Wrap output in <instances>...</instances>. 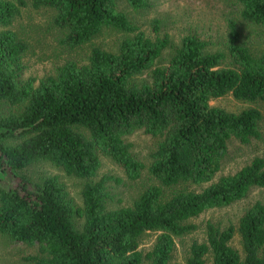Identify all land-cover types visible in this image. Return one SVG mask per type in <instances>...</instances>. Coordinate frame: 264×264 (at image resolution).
<instances>
[{
    "label": "trees",
    "instance_id": "1",
    "mask_svg": "<svg viewBox=\"0 0 264 264\" xmlns=\"http://www.w3.org/2000/svg\"><path fill=\"white\" fill-rule=\"evenodd\" d=\"M232 1L242 20L264 27V0ZM120 2L136 11L148 8L147 0H0V172L6 175L0 184V236L36 246L29 264H169L174 240L196 230L190 219L264 188L263 158L214 181L230 140L246 145L260 139L261 113L209 104L227 94L264 102V51L253 55L230 22L224 52L206 53V43L188 35L166 66L155 67L171 48L169 38L147 37L119 10ZM28 6L52 10L54 25L64 32L61 43L70 48L105 28L127 38L117 52L94 47L86 65L66 63L35 85L22 79L28 46L11 29ZM152 31L159 32L157 20ZM145 73L148 83H132ZM137 131L156 139L148 173L158 185L129 207L108 209L106 184L118 180L94 181L100 157L128 180L138 179L144 167L125 141ZM40 162L85 181L81 206L57 177L32 181L24 175ZM165 189L174 191L165 197ZM147 232L157 236L143 255L139 239ZM235 233L241 253L230 246ZM205 236V242L191 244L185 264H264V205L249 207L237 229L207 223Z\"/></svg>",
    "mask_w": 264,
    "mask_h": 264
},
{
    "label": "rangeland",
    "instance_id": "2",
    "mask_svg": "<svg viewBox=\"0 0 264 264\" xmlns=\"http://www.w3.org/2000/svg\"><path fill=\"white\" fill-rule=\"evenodd\" d=\"M148 8L133 10L124 2L119 3V10L128 20L139 26L147 37L167 36L171 48L166 49L157 60L155 67L167 65L173 51L179 47L181 40L188 35L195 36L206 43V53L224 52L228 25L235 23L240 34V42L253 55L264 51V27L256 26L242 20L239 16L240 7L232 0H147ZM54 13L49 9L34 10L26 7L21 10L11 29L25 42L28 50L23 57V80L33 79L35 85L47 77H54L59 68L66 63L73 62L78 66L86 65L92 48L96 47L106 52L115 53L121 41L127 38L123 33L111 28L103 29L90 42L76 48L62 45L64 32L53 23ZM159 22V32L152 31V22ZM148 74L137 76L132 80L135 85L148 83ZM210 106L223 109L226 112L238 113L248 108L257 109L262 116L259 123L260 139L252 140L249 144H240L236 140L228 142V151L222 162L220 171L214 181L220 177L233 175L248 165L254 158L264 159V102L247 103L235 100L230 94L213 99ZM125 141L131 146L133 157L143 165L140 177L134 181L128 180L122 170L110 159L100 157V168L94 181L103 176L118 180L106 184L110 195L108 209L129 207L135 199L149 186L158 183L149 175L150 153L155 149L156 139L137 131L127 137ZM6 173V172H5ZM24 175L32 181H40L46 177L55 176L63 183L69 198L74 205L81 206L80 191L85 181L69 177L54 166L40 162L30 166ZM6 183V175L0 172V184ZM15 185L11 182L10 185ZM189 190H201L198 187H188ZM174 190L164 191L168 197ZM264 205V188H252L246 197L228 207L212 209L202 213L188 222L196 226V230L182 238L175 239L174 249L169 264H185L189 256V249L193 242H205V226L211 223L220 229L233 226L237 229L238 220L254 203ZM79 229L81 221L75 219ZM157 233H144L139 239V251L148 253L156 239ZM230 246L241 253L239 236L234 234ZM38 254L36 246L22 243H12L0 236V264H29L27 258Z\"/></svg>",
    "mask_w": 264,
    "mask_h": 264
}]
</instances>
